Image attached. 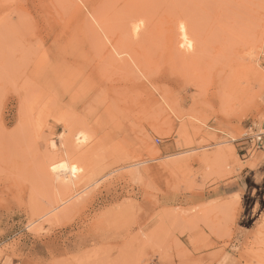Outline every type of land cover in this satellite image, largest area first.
<instances>
[{
    "label": "rangeland",
    "instance_id": "obj_1",
    "mask_svg": "<svg viewBox=\"0 0 264 264\" xmlns=\"http://www.w3.org/2000/svg\"><path fill=\"white\" fill-rule=\"evenodd\" d=\"M74 1L0 0V264H264V0Z\"/></svg>",
    "mask_w": 264,
    "mask_h": 264
},
{
    "label": "bare ground",
    "instance_id": "obj_2",
    "mask_svg": "<svg viewBox=\"0 0 264 264\" xmlns=\"http://www.w3.org/2000/svg\"><path fill=\"white\" fill-rule=\"evenodd\" d=\"M53 1H57V0H53ZM59 1V0H58ZM63 2L65 1V0H62ZM76 1V0H75ZM74 1V2H75ZM51 2V1H50ZM68 2H69V0H68ZM73 2V1H72ZM55 3V2H54ZM66 4H67V1L65 2ZM69 3H71V1L69 2ZM78 3V2H77ZM77 3L75 2L74 4H76L77 5ZM63 4V3H62ZM73 4V3H72ZM72 4H70V5H72ZM56 5V4H55ZM59 5V4H58ZM61 5V4H60ZM68 6V5H67ZM79 6H80V4H79ZM79 6H77V9H78V7ZM68 7H71V6H68ZM76 7V6H75ZM64 8H65V6H64ZM72 8V7H71ZM54 9V8H53ZM66 9V8H65ZM64 9V10H65ZM73 9V8H72ZM76 9V10H77ZM71 10V9H70ZM75 10V11H76ZM65 11H67V10H65ZM69 13V12H68ZM67 13V14H68ZM75 13V12H74ZM64 14V13H63ZM71 15H72V13L69 15V17L71 18ZM74 16V15H73ZM72 16V17H73ZM97 16V15H96ZM80 17H81V15H80ZM86 17V16H85ZM95 18V17H94ZM97 18V17H96ZM89 20V19H88ZM84 21H86V20H84ZM138 21V20H137ZM80 22V21H79ZM88 22V21H87ZM91 22V21H90ZM88 23V25L90 26L89 28H88V30H87V32H88V34L87 35H90L91 34V29H94L93 28V24H91V23ZM73 23V22H72ZM84 24L85 23H83V26H84ZM87 24V23H86ZM86 24H85V26L83 27L84 29L86 28ZM136 24V26H134L135 28L136 27H140L139 25H137V23H135ZM72 25V24H71ZM75 25V24H74ZM88 25H87V27H88ZM95 25V24H94ZM134 25V24H133ZM92 27V28H91ZM131 27V26H130ZM129 27V28H130ZM133 27V28H134ZM179 27V26H178ZM189 27V26H188ZM188 27H187V25L184 23V24H181V26H180V28L178 29L179 31H178V35H177V39L176 40H173L172 39V37L170 36V37H168V44H169V47H170V54H167V55H170L169 56V59H172V60H174V61H180V62H188V61H192V60H194L195 58H198L199 57V53L201 52L200 50H202V48H203V45L202 46H198L197 47V49H195V46H194V38H195V40L197 41V39L198 38H196L195 36L196 35H194L193 36V34H191L190 32V30H188ZM128 28V27H127ZM129 28H128V30H129ZM260 28H261V26H260ZM98 29V28H97ZM96 28L94 29V30H97ZM86 30H84V31H86ZM134 30V29H133ZM136 30H137V28H136ZM139 30V29H138ZM130 31H132V29L130 30ZM130 31H129V34H131V35H128V38L130 37H132V32L130 33ZM190 31V32H189ZM90 32V33H89ZM98 31H94V34H95V37L94 38H96V36H98L97 34L99 33H97ZM92 33H93V30H92ZM133 33H135V32H133ZM140 33H142V30H141V32ZM140 33H139V35H140ZM93 34V35H94ZM136 34H137V32H136ZM92 35V34H91ZM92 35V36H93ZM138 35V34H137ZM138 35V36H139ZM91 37V36H90ZM119 37V36H118ZM123 36H121V38H122ZM125 37H127V36H125ZM136 37L137 36H135V40H136ZM91 38H93V37H91ZM101 38H102V36H101ZM120 38V37H119ZM118 38V39H119ZM121 38L119 39V43H121V41H123L124 40V38H123V40H121ZM127 38V39H128ZM97 39H100V33H99V38H97ZM113 40V39H112ZM135 40H133V39H131V41H134L135 42ZM93 41H96V40H93ZM99 42H100V40H98ZM127 41H129L130 42V40H127ZM138 41V40H137ZM136 41V42H137ZM140 41V40H139ZM138 41V42H139ZM99 42H97L98 44H99ZM129 42H127V45H128V43ZM134 42H130L131 44H133ZM122 43H125L124 41L122 42ZM120 45V44H119ZM136 45H137V43H136ZM126 47V45L124 44L122 47ZM133 46V45H132ZM103 47V46H102ZM117 47H119V46H117ZM115 48V47H114ZM121 47H119V50H121L120 49ZM103 49H104V47H103ZM103 49H102V51H103ZM124 49V48H123ZM122 49V50H123ZM126 49H130L129 48V46H127V48ZM132 49H133V47H132ZM110 50V49H109ZM108 50V51H109ZM116 50V49H115ZM118 50V48H117V52L119 51ZM101 51V52H102ZM105 51V50H104ZM131 51V50H130ZM110 52H111V50H110ZM110 52H108L109 54H110ZM126 52H127V50H126ZM137 52V51H136ZM108 53H106L107 55H108V57L106 58V57H104V56H106V55H104L103 57H104V59L106 60V59H109V60H106L107 62H111V67H112V65H113V67L112 68H114L115 70L116 69H118V68H120V69H122V67H124V64H123V62L124 61H126L127 62V60H124V59H121V62L120 61H117L116 60V58H117V56L115 57V59L114 58H112L114 55H113V51H112V54H108ZM120 53V52H119ZM122 53H124L123 51H122ZM102 54L103 53H101V56H102ZM135 54H137V53H135ZM111 55H112V57H111ZM116 55V54H115ZM120 55V54H119ZM132 56H134V55H132ZM102 57V58H103ZM142 57V56H141ZM168 58V57H167ZM105 60H103V62L105 63L106 61ZM119 60V59H118ZM123 60V61H122ZM132 60V59H131ZM242 60L244 61L245 59H243L242 58ZM134 61H137V60H135V58H134ZM143 61V60H142ZM246 61V60H245ZM125 63V62H124ZM106 64V63H105ZM127 64H132V63H127ZM136 64H137V62H136ZM141 64V63H140ZM139 64V65H140ZM145 64V63H144ZM107 65H109V64H107ZM148 65V64H147ZM245 65V64H244ZM116 68H115V67ZM248 66H249V64H248ZM109 67V66H108ZM110 67V68H111ZM128 66H126V68H127ZM252 67H253V64H252V66H251V69H252ZM248 68V67H247ZM127 69H129V68H127ZM133 69V68H132ZM141 69V68H140ZM124 70H125V68H124ZM149 70V69H148ZM118 71H120L119 69H118ZM150 71V70H149ZM121 72V71H120ZM253 72V71H252ZM259 72V71H258ZM126 74V73H125ZM129 74H130V72H129ZM134 74V73H133ZM133 74H131V76L133 75ZM143 74H144V72H143ZM148 74V73H147ZM152 74V73H151ZM257 74V73H256ZM258 75V74H257ZM152 76V75H151ZM153 76H154V74H153ZM152 76V77H153ZM128 80H131V79H128ZM135 80V79H134ZM132 82V81H131ZM135 83V82H134ZM135 85V84H134ZM143 88H144V86H143ZM148 88V87H147ZM247 89V88H246ZM253 89V88H252ZM244 90V89H243ZM242 90V91H243ZM245 92H247L248 91V95H249V90L247 89V90H244ZM236 92V91H235ZM258 92V94H259V91H257ZM140 93H142V92H140ZM244 93V92H243ZM254 93V92H253ZM252 93V94H253ZM154 94V93H153ZM240 94V93H239ZM242 94V93H241ZM251 94V95H252ZM150 95V94H149ZM232 95H238L237 93H233L232 92ZM254 95V94H253ZM252 95V96H253ZM261 95V94H260ZM244 96V95H243ZM242 96V97H243ZM250 96V95H249ZM140 97H142V95H140ZM144 97V96H143ZM147 97V96H146ZM158 103V102H157ZM159 105H161V104H159ZM148 109V108H147ZM160 109H161V107H160ZM162 110H163V108H162ZM162 112H164V111H162ZM155 113V112H154ZM159 114V113H158ZM161 114V113H160ZM156 115H157V112H156ZM155 128V127H154ZM81 136V135H80ZM79 138V137H78ZM68 139V138H67ZM235 139V138H234ZM70 147H72V145L70 146ZM69 150L68 151H72V154H73V156H75L76 155V153H77V150L76 149H71V148H68ZM72 154L70 155V154H68V156L70 155V156H72ZM87 168V167H86ZM84 171V168H82L81 167V165H79V164H77V163H75V162H68V160L67 161H61V162H58V163H56V164H51L50 165V167H49V169H45V172L49 175V178H50V180L52 181V183L54 184V185H56V187H57V189H59V190H63L64 192H66V191H70L71 189H73V188H75L77 185H78V182L79 181H75V180H72V179H70L69 177H68V175L70 174L71 175V177H77V174L78 173H81V172H83ZM69 173V174H68ZM60 201V200H59ZM66 203V202H65ZM55 204V203H54ZM53 204V206H50V207H54L53 208V210L51 209V210H48V211H51V213H52V211H54L55 209H57V204H55L54 205ZM50 209V208H49ZM47 211V212H48ZM47 212L45 213V214H47ZM50 213V212H49ZM63 213V212H62ZM61 213V214H62ZM59 215V216H58ZM58 215H56V216H58V219L61 217V215H60V213L58 214ZM55 215H54V217H56ZM57 218V217H56Z\"/></svg>",
    "mask_w": 264,
    "mask_h": 264
},
{
    "label": "built area",
    "instance_id": "obj_3",
    "mask_svg": "<svg viewBox=\"0 0 264 264\" xmlns=\"http://www.w3.org/2000/svg\"><path fill=\"white\" fill-rule=\"evenodd\" d=\"M242 140L247 143L244 147L247 152L253 149L255 150L258 148H262L264 147V129L262 131H258L254 130V128L251 126L248 129V132L244 134Z\"/></svg>",
    "mask_w": 264,
    "mask_h": 264
}]
</instances>
